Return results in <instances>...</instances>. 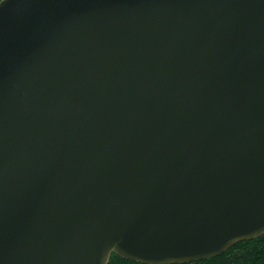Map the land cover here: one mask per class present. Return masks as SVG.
<instances>
[{"label":"water","instance_id":"1","mask_svg":"<svg viewBox=\"0 0 264 264\" xmlns=\"http://www.w3.org/2000/svg\"><path fill=\"white\" fill-rule=\"evenodd\" d=\"M262 236L264 0L0 4V264Z\"/></svg>","mask_w":264,"mask_h":264},{"label":"trees","instance_id":"2","mask_svg":"<svg viewBox=\"0 0 264 264\" xmlns=\"http://www.w3.org/2000/svg\"><path fill=\"white\" fill-rule=\"evenodd\" d=\"M109 264H141L113 255ZM189 264H264V236L237 243L225 253Z\"/></svg>","mask_w":264,"mask_h":264},{"label":"snow or ice","instance_id":"3","mask_svg":"<svg viewBox=\"0 0 264 264\" xmlns=\"http://www.w3.org/2000/svg\"><path fill=\"white\" fill-rule=\"evenodd\" d=\"M4 2V0H0V4H2Z\"/></svg>","mask_w":264,"mask_h":264}]
</instances>
